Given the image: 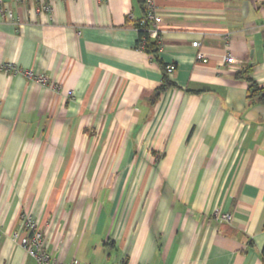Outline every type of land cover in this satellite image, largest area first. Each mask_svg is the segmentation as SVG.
Masks as SVG:
<instances>
[{
  "label": "crops",
  "instance_id": "1",
  "mask_svg": "<svg viewBox=\"0 0 264 264\" xmlns=\"http://www.w3.org/2000/svg\"><path fill=\"white\" fill-rule=\"evenodd\" d=\"M2 1L0 264L21 212L59 264H264V0H154V56L137 0Z\"/></svg>",
  "mask_w": 264,
  "mask_h": 264
},
{
  "label": "built area",
  "instance_id": "2",
  "mask_svg": "<svg viewBox=\"0 0 264 264\" xmlns=\"http://www.w3.org/2000/svg\"><path fill=\"white\" fill-rule=\"evenodd\" d=\"M28 0H14V3H24ZM143 18L140 21V26L148 25L147 31L149 34V38L156 41L158 48L161 49V36L158 29V25L160 23V18L156 12V6L154 0H144L143 2ZM51 11L50 4H42L35 9L37 14L45 13L49 14ZM17 18L15 13L0 0V24H16ZM193 47L197 48L198 43L194 42L192 44ZM143 49V46H140ZM198 59L203 58V54L198 52ZM224 63L233 64L234 59L231 55H227L224 58ZM166 72L171 73L174 70L173 65L166 66ZM0 71L2 72H13L18 73L19 71L14 68L11 64L0 63ZM26 78L33 80L34 82L45 85L47 83V79L40 75H34L31 71L21 72ZM222 219L228 221L230 219L229 216L222 215ZM19 219L23 228L25 235L18 240L19 245L26 252V254L35 260V264H59L56 262L50 261L48 254L45 251L44 238L41 229L36 225L34 218L31 214L26 212H21L19 215ZM69 264H78L76 262H71ZM85 264V263H84Z\"/></svg>",
  "mask_w": 264,
  "mask_h": 264
},
{
  "label": "trees",
  "instance_id": "3",
  "mask_svg": "<svg viewBox=\"0 0 264 264\" xmlns=\"http://www.w3.org/2000/svg\"><path fill=\"white\" fill-rule=\"evenodd\" d=\"M137 1L142 7L144 0H137ZM140 21L138 22L139 24L136 25V30L138 32L137 48L141 49L140 46L142 45L143 49H141V50H144L145 52L154 56L156 51H158V49H159L157 42L149 38V34L147 31L148 25L145 24L143 26H140ZM165 68L166 67H164V70H165ZM247 81L249 82L248 96H247L248 99L250 101H255L258 104L264 106V88L259 87L251 78L247 77ZM167 85H168V82L164 79L163 85H162L164 87H161L162 89L160 88V91L165 89V87ZM262 253L264 256V248H263Z\"/></svg>",
  "mask_w": 264,
  "mask_h": 264
}]
</instances>
